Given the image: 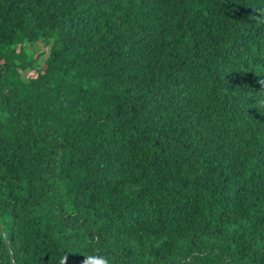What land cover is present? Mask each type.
Instances as JSON below:
<instances>
[{
    "label": "trees",
    "instance_id": "16d2710c",
    "mask_svg": "<svg viewBox=\"0 0 264 264\" xmlns=\"http://www.w3.org/2000/svg\"><path fill=\"white\" fill-rule=\"evenodd\" d=\"M100 258L264 264V0H0V264Z\"/></svg>",
    "mask_w": 264,
    "mask_h": 264
},
{
    "label": "rangeland",
    "instance_id": "374dc122",
    "mask_svg": "<svg viewBox=\"0 0 264 264\" xmlns=\"http://www.w3.org/2000/svg\"><path fill=\"white\" fill-rule=\"evenodd\" d=\"M44 49H46V51H47L48 46H47V47H44ZM43 57H44V55L41 56V57L39 58L40 60H38V62L40 63V65H41L42 62H43ZM28 75H32V72H30V69H29V68L23 70V76H24V77H27Z\"/></svg>",
    "mask_w": 264,
    "mask_h": 264
},
{
    "label": "clouds",
    "instance_id": "9594fccd",
    "mask_svg": "<svg viewBox=\"0 0 264 264\" xmlns=\"http://www.w3.org/2000/svg\"><path fill=\"white\" fill-rule=\"evenodd\" d=\"M98 264H107V261H105L104 259L100 258L98 260Z\"/></svg>",
    "mask_w": 264,
    "mask_h": 264
}]
</instances>
